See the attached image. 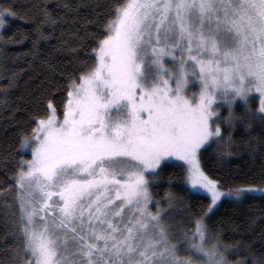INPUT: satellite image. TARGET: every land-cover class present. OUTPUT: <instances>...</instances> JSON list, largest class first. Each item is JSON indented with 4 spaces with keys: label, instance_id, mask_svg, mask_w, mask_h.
<instances>
[{
    "label": "snow or ice",
    "instance_id": "snow-or-ice-1",
    "mask_svg": "<svg viewBox=\"0 0 264 264\" xmlns=\"http://www.w3.org/2000/svg\"><path fill=\"white\" fill-rule=\"evenodd\" d=\"M14 8L0 5V29L18 17ZM63 8L62 18L42 12L34 57L52 39L42 24L55 31L68 13L75 23L92 8L100 27L61 42L66 67L42 61L47 74L36 77L17 141L9 264H264V252L228 243L210 225L226 203L257 192L264 199V170L259 184L237 183L208 164L211 155L226 166L238 126L250 137L255 123L264 126V0H80ZM23 39L0 31L5 47ZM14 83L0 88L5 110ZM169 168L178 170L169 182L203 193L199 212L170 190L168 209L155 201L153 210V188ZM178 206L185 221L172 225Z\"/></svg>",
    "mask_w": 264,
    "mask_h": 264
},
{
    "label": "trees",
    "instance_id": "trees-1",
    "mask_svg": "<svg viewBox=\"0 0 264 264\" xmlns=\"http://www.w3.org/2000/svg\"><path fill=\"white\" fill-rule=\"evenodd\" d=\"M80 0H0V5L8 7L15 5L14 10L18 12V17L9 20L7 27L2 31L9 37L26 38L22 43H9L6 47L0 44V54L7 55V60H3L0 55V88L12 79L14 86L9 89L6 97L8 108L5 110L3 101L4 93L0 90V264H9L13 239L9 227L11 214L15 211L12 189L15 186L14 173L16 161L19 156L16 154L18 148V136L27 130L24 123L25 113L29 109L30 93L36 87V77L41 73L47 74V69L42 63L48 60L61 68L66 67L69 53L61 47V42L71 40L69 35L73 30L80 36L85 33H94L100 27L96 23V11L92 8H81L79 18L72 23L73 14L68 13L69 23H64L63 19L53 31L52 26L42 24L45 32L51 34L52 39L41 41L37 57L32 54V30L34 26L42 20V12L45 8L54 12L57 17L65 16V3L76 4ZM92 4H108L110 0H88ZM91 21V22H89ZM84 54L89 51L85 48ZM4 65H6V70ZM254 106L258 108L257 101ZM238 111L243 110L244 104L239 102L234 106ZM15 112V119L12 113ZM226 114V113H225ZM255 132L250 137L244 127L238 126L233 131L235 144L233 155L228 158V163L224 167H219L211 155L208 157L209 167L214 173L226 175L230 180L242 183L243 181H255L259 184L261 171L264 170V126L255 123ZM30 158V157H26ZM178 171L169 168L163 174L161 180L155 183L153 188V209L155 201H159L161 206L168 209L166 193L170 190L175 192L180 198L185 199L192 205V212H199L202 205L207 203L204 195L185 193L178 182H169L168 174ZM198 197V198H197ZM255 199L237 204H225L210 221L211 227L220 232L228 243H245L255 248L256 253L264 252V199L261 193H255ZM186 213L183 207L178 206L172 213L169 223L180 224L185 221ZM239 256L231 259H239Z\"/></svg>",
    "mask_w": 264,
    "mask_h": 264
},
{
    "label": "rangeland",
    "instance_id": "rangeland-1",
    "mask_svg": "<svg viewBox=\"0 0 264 264\" xmlns=\"http://www.w3.org/2000/svg\"><path fill=\"white\" fill-rule=\"evenodd\" d=\"M10 19H12V18L10 17L9 20H10ZM6 27H7V25H6L3 29H0V31H3ZM197 87H198V82H197L196 84L193 85V91H195V90L197 89ZM256 101H257V103H258V107H259L258 99H257ZM239 102L243 103L242 101H237V103H239ZM222 111H223V109H222ZM189 187H191V186L189 185ZM257 193H258V192H257ZM202 194H203V193H202ZM153 210H154V209H153Z\"/></svg>",
    "mask_w": 264,
    "mask_h": 264
}]
</instances>
